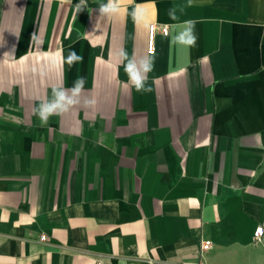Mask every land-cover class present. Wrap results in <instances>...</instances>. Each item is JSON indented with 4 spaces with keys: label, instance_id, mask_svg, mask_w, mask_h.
I'll return each mask as SVG.
<instances>
[{
    "label": "crops",
    "instance_id": "1",
    "mask_svg": "<svg viewBox=\"0 0 264 264\" xmlns=\"http://www.w3.org/2000/svg\"><path fill=\"white\" fill-rule=\"evenodd\" d=\"M79 2L0 0V264H264V0ZM188 20L194 48L172 43ZM121 49L154 59L151 92ZM80 76L96 104L41 127Z\"/></svg>",
    "mask_w": 264,
    "mask_h": 264
},
{
    "label": "clouds",
    "instance_id": "2",
    "mask_svg": "<svg viewBox=\"0 0 264 264\" xmlns=\"http://www.w3.org/2000/svg\"><path fill=\"white\" fill-rule=\"evenodd\" d=\"M71 2V0H68ZM122 0H107L106 3L98 5L99 14L106 17L118 15L121 12ZM87 0H80L75 5L76 11H82L87 7ZM168 15L175 20V11L169 10ZM133 21L137 24L142 22V14L139 6L131 12ZM174 27V26H173ZM35 39V35L32 37ZM198 37L196 35V22L192 20L185 21L182 29L172 37V43L183 45L189 48L196 47ZM10 56L5 53L4 57ZM120 62L123 64L124 72L127 76L128 85L135 89L138 93H148L152 91L148 85V74L154 69V59L149 56L137 57L135 53L131 56L121 49L118 53ZM82 57L78 55L75 49H70L66 58L69 67L80 62ZM86 78L78 77L70 88L54 87L52 89L51 98L44 100L33 109V114L39 119L40 126L44 127L48 124L49 119L53 116H62L70 112L74 107L83 104L84 107H93L96 104L94 98L84 96Z\"/></svg>",
    "mask_w": 264,
    "mask_h": 264
},
{
    "label": "built area",
    "instance_id": "3",
    "mask_svg": "<svg viewBox=\"0 0 264 264\" xmlns=\"http://www.w3.org/2000/svg\"><path fill=\"white\" fill-rule=\"evenodd\" d=\"M169 27L166 25H160L156 23H152L149 26V38H148V52L150 54H153L155 52V38L158 34H162L163 36L169 35ZM263 236H264V228L263 226H259L256 231L254 232L253 240L255 243L259 244L263 242ZM47 236L42 235L41 241H47ZM211 247V242L206 241L202 243V249L207 250ZM95 264H102V261H96Z\"/></svg>",
    "mask_w": 264,
    "mask_h": 264
}]
</instances>
